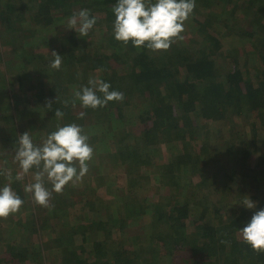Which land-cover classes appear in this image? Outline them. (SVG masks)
<instances>
[{"label": "trees", "instance_id": "1", "mask_svg": "<svg viewBox=\"0 0 264 264\" xmlns=\"http://www.w3.org/2000/svg\"><path fill=\"white\" fill-rule=\"evenodd\" d=\"M116 2L0 0V49L14 48L27 60L18 67V57L7 59L11 64L0 67V95L17 90L9 94L7 113L0 108V149L4 143L17 147L24 132L39 145L57 124L80 125L94 149L102 129L112 138L100 155L93 151L97 164L88 165L83 184L69 182L62 193L53 192L49 207L36 204L15 180L17 162L12 181L0 175V187L10 183L24 201L18 212L0 218V264H166L170 258L177 264H264V253L240 235L264 208V0H195L183 39L155 52L114 38ZM80 9L97 18L93 29L107 28L99 40L108 48L93 50V39L65 27ZM39 36L59 43V70L49 66L52 51L33 52L31 40ZM223 40L248 42L221 52ZM89 78L110 83L123 101L92 109L77 100L65 107L62 101H71ZM111 161L125 174L96 180L94 170ZM155 165L156 174L149 172ZM121 180L128 184L120 186ZM152 180L159 190L138 199ZM112 186L110 198L98 194ZM45 187L52 185L45 181ZM245 195L255 208L239 203ZM125 239L132 245L124 246Z\"/></svg>", "mask_w": 264, "mask_h": 264}, {"label": "clouds", "instance_id": "2", "mask_svg": "<svg viewBox=\"0 0 264 264\" xmlns=\"http://www.w3.org/2000/svg\"><path fill=\"white\" fill-rule=\"evenodd\" d=\"M195 8V0H117L112 6L115 15L113 23L114 38L136 48H147L153 52L167 51L177 40L183 39L184 22ZM97 18L90 15L89 9L73 12L67 19L66 28L74 29L80 37L89 34L96 24ZM53 59L49 61L52 69L59 70L62 55L52 51ZM111 85L99 78H89L88 86H82L73 94L71 101L64 100L65 107L71 102L75 106L78 100L83 108L96 109L104 107L110 101H123L124 94L110 90ZM97 93H101L97 95ZM52 102L47 104L51 109ZM54 115L58 120L64 117L59 108ZM84 112L79 113L83 117ZM89 136L76 123L60 125L49 133L41 144H35L29 132L18 136L14 161L20 171L15 175L16 181L24 180L25 176L35 169L32 180L25 184V193H30L36 204L49 207L52 193H62L69 182L81 181L88 172V161L92 159L93 148L88 143ZM78 165V167H77ZM0 175L12 181L10 169H0ZM45 181L52 185L51 190L45 187ZM24 201L13 190L10 183L0 187V218H7L20 210ZM248 209L256 207V202L245 195L239 201ZM243 242L258 252L264 253V208L254 212L245 227L240 228ZM224 243L225 241H221Z\"/></svg>", "mask_w": 264, "mask_h": 264}, {"label": "rangeland", "instance_id": "3", "mask_svg": "<svg viewBox=\"0 0 264 264\" xmlns=\"http://www.w3.org/2000/svg\"><path fill=\"white\" fill-rule=\"evenodd\" d=\"M107 30V28H104V30H102V33H101V28H97V29H93V30H90V32H89V34H88V36H89V38H88V40L89 39H93L94 40V48H93V50H95L96 48H101V49H103V48H108V46H106V44H102L101 43V41L99 40V38H100V36H101V34H105L106 35V31ZM45 35V34H48V36L50 35L49 34V32L48 33H46V32H43L41 35ZM40 35V36H41ZM36 37V39H34V40H31V43H33V46L32 47H34V50H33V52H35L36 54H40V53H49L50 51H53L54 50V48H55V45H59V43L58 42H52V43H49V41L48 40H43V39H41V37ZM47 36V37H48ZM241 38V37H240ZM224 41V43H225V46H227V49H226V47H222V49H221V52H223V50H227V51H230V48L231 47H238V46H242L243 44L242 43H244L245 41H247V40H223ZM248 42V41H247ZM241 45H240V44ZM3 46V45H2ZM0 47H1V45H0ZM65 47H66V45H65ZM67 48V47H66ZM0 52H1V57H2V59L6 62L5 64H0V67H1V69L3 70H5V68H6V66L9 64H11V63H9L8 62V60L7 59H13V58H17L18 57V59H20V61L18 60L17 62H16V66H18V67H22V65H25V63H27L26 61L27 60H24V59H22V57H19V54H16V50L14 49V48H10V47H5V46H3L1 49H0ZM253 56V55H252ZM217 57H220V54L217 56ZM222 58V57H221ZM250 58H252L251 56H250ZM217 59V58H216ZM230 60H231V57L229 58ZM248 60H250L251 61V59H248ZM220 62H221V60H220ZM31 66H33V65H31ZM35 66V65H34ZM33 66V67H34ZM253 68V67H252ZM8 70V69H7ZM37 75V74H36ZM38 75H39V73H38ZM37 75V76H38ZM37 78V77H36ZM40 78H41V76H40ZM38 79V78H37ZM39 80V79H38ZM7 93H4V94H2V95H0V108L2 109V114H3V110H4V113H7V110L8 109H6L7 107H9V104L11 103L10 102V99H9V94H11V93H13V92H17V90L16 89H12V88H8L7 90ZM20 93V92H19ZM30 93V92H29ZM33 93V92H32ZM31 93V94H32ZM31 96V95H30ZM241 118V117H240ZM249 124H250V122L251 123H253L254 122V118L253 117H249ZM0 123H3L4 124V122L3 121H0ZM256 123V122H255ZM5 125V124H4ZM131 125H133V126H135V124H131ZM256 125H257V123H256ZM249 126V125H248ZM212 127H214V129L216 128H219V127H217V125H213ZM243 128V127H242ZM224 130V129H223ZM227 130V129H226ZM245 130H247V128L245 129ZM100 134V136L98 137L99 139H98V146H97V148L96 149H98L99 151H98V153L100 152V150H105L107 147L105 146V145H107V146H109V142H110V140L112 139L111 138V135L110 134H108V133H106V129H102V133H100V132H98V135ZM219 136L221 137V135L219 134ZM216 138H217V136H216ZM91 145V144H90ZM3 146H4V148H1L0 149V153L2 154V158L3 159H1L0 158V167H1V169H10V170H13V168H14V170H16V165H15V161H14V151L11 149V148H14L15 147V145H12L11 143H4L3 144ZM16 148V147H15ZM165 148V147H164ZM96 149H94L93 148V150L94 151H96ZM220 150H223V147L221 146L220 147V149H219V151ZM99 155H100V153H99ZM93 161V158L90 160V161H88L87 163H88V165L89 166H91L92 168H94L95 166H96V164L97 163H94V162H92ZM161 162H163L164 161V159H162V160H160ZM225 161V160H224ZM115 164V162L112 164V161H111V164H109V165H105V166H101L100 165V167H99V169L96 171V170H94V174H95V176H97L98 177V179H96V180H101V178H105L106 177V180H108L107 179V176L109 175L110 176V178H112V177H115V175L116 174H121V175H124L125 174V169H124V166L122 165V166H119V165H114ZM221 164H223V168L224 169H228V163H224V162H222ZM107 166V168L106 169H104V170H102V167L104 168V167H106ZM156 168L158 169V166L157 165H155V166H153V167H149V172H151V171H154V174H156ZM17 169H18V167H17ZM92 178H94L93 176H92ZM32 180V172L30 171V173L27 175V179H24V180H22L23 181V183L24 184H27V183H29L30 181ZM119 182H123L122 180L121 181H119ZM80 183V185L81 184H83L81 181L79 182ZM124 183V182H123ZM120 186H124V185H127L128 184V181H127V183L125 184H121V183H118ZM160 184H158V182H155V181H151V184H145L144 186H143V188L142 189H140L139 190V193H138V199H140V200H144V198H146V196L143 194L145 191H148V189H150L152 192H155V189L157 188L158 190H159V186ZM117 186V185H116ZM116 186H114V187H116ZM113 186L112 187H110L109 189H107V188H103V187H101V188H98L99 190H98V194L99 195H103V194H105L106 195V198L108 199V198H110V193H111V190L114 188ZM161 191H162V189H161ZM160 191V192H161ZM102 192H105V193H102ZM151 192V193H152ZM183 197H184V195H183ZM183 197H181V199L183 198ZM152 198V197H151ZM79 208L81 209V206H79ZM80 209H78V208H76L75 210H73V211H75V212H77L78 213V216H80V214H81V211L82 210H80ZM73 211H72V209H70V213H71V218L70 219H68V220H75V215L73 214ZM68 218H69V216H68ZM150 220V219H149ZM72 222V221H71ZM145 222H147L148 223V219H144V220H142V223H145ZM136 225H140V222H138V223H136ZM146 225V224H145ZM139 230V229H138ZM137 230V231H138ZM137 233V232H136ZM115 237H118V236H115ZM44 238H45V235H44ZM127 241V242H126ZM129 245H132V244H130V242H129V239L128 240H126L125 239V244H124V246H129ZM0 248H3V244L2 243H0ZM1 253V252H0ZM55 254V253H54ZM52 257V256H51ZM50 257V260H51V263H53V260H54V258L55 257H57L56 255H54V257H52L51 258ZM147 257L148 258H150V256L149 255H147ZM171 259V258H170ZM170 259H167V263L166 264H177V263H175L174 262V260H170ZM50 260H49V262H50Z\"/></svg>", "mask_w": 264, "mask_h": 264}]
</instances>
